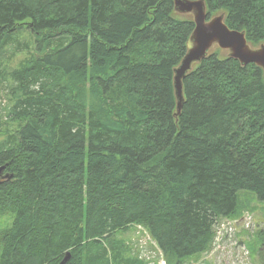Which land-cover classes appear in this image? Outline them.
Wrapping results in <instances>:
<instances>
[{
    "label": "trees",
    "instance_id": "16d2710c",
    "mask_svg": "<svg viewBox=\"0 0 264 264\" xmlns=\"http://www.w3.org/2000/svg\"><path fill=\"white\" fill-rule=\"evenodd\" d=\"M174 1L0 0V52H30L0 80L16 126L0 141V217L13 216L0 264H144L115 238L133 226L165 264H185L240 192L264 203V74L210 52L175 117L173 70L194 23ZM203 1L264 44V0Z\"/></svg>",
    "mask_w": 264,
    "mask_h": 264
},
{
    "label": "rangeland",
    "instance_id": "374dc122",
    "mask_svg": "<svg viewBox=\"0 0 264 264\" xmlns=\"http://www.w3.org/2000/svg\"><path fill=\"white\" fill-rule=\"evenodd\" d=\"M220 14V13H219ZM215 16V15H214ZM213 17V16H212ZM28 28L27 23L21 25ZM31 34L25 29L18 35L21 43L26 42L28 49L32 48L34 43ZM29 41V42H28ZM261 44V43H260ZM253 48L258 45H253ZM13 45L9 44L0 52V77L3 70L16 69L21 67L29 58L30 52L22 49L19 52H13ZM210 52H217L220 56H226V52L214 48ZM2 74V75H1ZM4 77H2L3 80ZM8 83L0 81V141L7 135L6 132L14 131L15 125L6 123L7 108L10 105L6 94ZM245 194H248L244 198ZM242 199L241 207L238 212L229 219H223L216 224L215 239L207 252L192 257L185 264H262L264 260V242L259 239L258 233L264 229V203L258 202L251 193L240 192ZM12 215L0 217V235L11 225ZM224 225L223 228L220 225ZM115 238L126 245L128 256L136 257L144 264H165L161 253L156 248L154 242L141 227H130L125 232H119Z\"/></svg>",
    "mask_w": 264,
    "mask_h": 264
},
{
    "label": "water",
    "instance_id": "95a60500",
    "mask_svg": "<svg viewBox=\"0 0 264 264\" xmlns=\"http://www.w3.org/2000/svg\"><path fill=\"white\" fill-rule=\"evenodd\" d=\"M173 10L175 15L189 17L194 23L186 53L173 70L175 117L179 115L184 102L183 79L214 48L226 52V57L236 60L242 67L252 64L264 74V44L253 48L247 42L244 31L232 30L226 25L224 13L208 18L203 0H175ZM4 170L5 166L0 167V180L10 178V175L3 174ZM68 258L64 257L59 264H65Z\"/></svg>",
    "mask_w": 264,
    "mask_h": 264
},
{
    "label": "built area",
    "instance_id": "2783aa9c",
    "mask_svg": "<svg viewBox=\"0 0 264 264\" xmlns=\"http://www.w3.org/2000/svg\"><path fill=\"white\" fill-rule=\"evenodd\" d=\"M220 227H221V228H223V227H224V225H222V224H221V225H220Z\"/></svg>",
    "mask_w": 264,
    "mask_h": 264
},
{
    "label": "bare ground",
    "instance_id": "6f19581e",
    "mask_svg": "<svg viewBox=\"0 0 264 264\" xmlns=\"http://www.w3.org/2000/svg\"><path fill=\"white\" fill-rule=\"evenodd\" d=\"M261 70V69H260ZM98 244V243H97ZM96 258V257H95ZM112 259V258H111Z\"/></svg>",
    "mask_w": 264,
    "mask_h": 264
}]
</instances>
